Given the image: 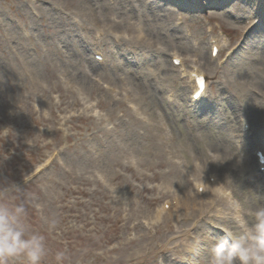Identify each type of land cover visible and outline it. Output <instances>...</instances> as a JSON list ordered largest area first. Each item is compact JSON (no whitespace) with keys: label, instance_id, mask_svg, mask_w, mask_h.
I'll use <instances>...</instances> for the list:
<instances>
[{"label":"rangeland","instance_id":"1","mask_svg":"<svg viewBox=\"0 0 264 264\" xmlns=\"http://www.w3.org/2000/svg\"><path fill=\"white\" fill-rule=\"evenodd\" d=\"M256 149L264 0H0V190L42 264H210L232 202L264 205Z\"/></svg>","mask_w":264,"mask_h":264},{"label":"clouds","instance_id":"2","mask_svg":"<svg viewBox=\"0 0 264 264\" xmlns=\"http://www.w3.org/2000/svg\"><path fill=\"white\" fill-rule=\"evenodd\" d=\"M7 190H0V259L23 258V264H42L48 249L46 237L30 229L26 223L28 209L23 201L9 206ZM234 229L224 231L210 248V264H264V205L245 209L232 202ZM48 228L54 229L58 220L46 219ZM57 262L63 253L55 255Z\"/></svg>","mask_w":264,"mask_h":264},{"label":"bare ground","instance_id":"3","mask_svg":"<svg viewBox=\"0 0 264 264\" xmlns=\"http://www.w3.org/2000/svg\"><path fill=\"white\" fill-rule=\"evenodd\" d=\"M178 59V58H177ZM194 100V99H193ZM223 154L225 155V151L223 150ZM212 177H214V175H212ZM201 183V182H199ZM202 186V184H199L198 187ZM219 186V182L216 180V182L214 183V185H211L209 184V187L206 189V190H213L214 192H223L224 195H226V193L223 191V188L222 186L218 187ZM227 202L228 200L225 199ZM194 251L197 252V248H194Z\"/></svg>","mask_w":264,"mask_h":264}]
</instances>
